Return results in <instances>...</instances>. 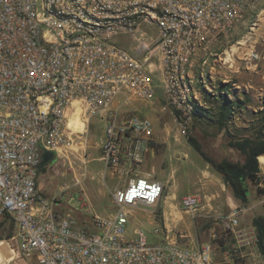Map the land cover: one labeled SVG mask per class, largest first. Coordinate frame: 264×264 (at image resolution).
<instances>
[{
  "label": "built area",
  "instance_id": "2783aa9c",
  "mask_svg": "<svg viewBox=\"0 0 264 264\" xmlns=\"http://www.w3.org/2000/svg\"><path fill=\"white\" fill-rule=\"evenodd\" d=\"M257 1L0 0V231L12 221L10 252L35 264H264L257 230L242 223L238 204L195 248L177 245L163 212L154 228L165 229L164 241L148 243L141 229L125 236L131 210L156 209L165 192L161 180L136 171L154 126L131 102L151 101L161 87L185 128L200 102L195 83L211 91L202 70L193 74L194 60L206 64L209 48ZM149 25L155 37L146 31L137 37L138 28ZM121 34L137 41L131 49L118 44ZM77 109L82 130L69 127ZM93 116L104 122L98 146L105 168L129 176L111 192L113 213L82 204L80 218L62 214L59 201L39 191L38 164L42 148L59 155ZM201 201L198 192L180 199L192 212Z\"/></svg>",
  "mask_w": 264,
  "mask_h": 264
},
{
  "label": "rangeland",
  "instance_id": "374dc122",
  "mask_svg": "<svg viewBox=\"0 0 264 264\" xmlns=\"http://www.w3.org/2000/svg\"><path fill=\"white\" fill-rule=\"evenodd\" d=\"M142 31L153 38L157 33L153 25L140 26L137 37L140 38ZM263 38L264 0H258L256 6L246 12V17L230 33L220 37L209 48L206 64H202L200 58L193 62V74L197 76L202 70L207 83L230 84V97L249 96L250 100L234 112L226 129L201 116H193L183 128L178 118L180 110L167 101L161 87L157 88L151 101L131 102L130 107L149 117L154 126L152 153L139 164L136 171L161 180L165 184V192L164 202L156 209L143 207L131 210L125 226L127 238H134V230L141 229L148 243L164 241L165 229L154 228L155 225H162V215L159 213L163 212L168 226L172 227L169 228L170 234L176 238L177 245L195 248L197 243L209 239L210 228L215 227L218 232L230 204L236 203L243 209V224H252L253 217L264 216V154H260L263 155L261 159L257 157L258 171L254 173V178L245 179L248 192L245 200L234 196L223 175L212 165V162L222 160L242 164L248 152L244 139L253 138L259 130V124L254 123V112L264 98V82L259 73V59L252 55H261ZM116 39L118 44L129 49L137 42L124 34ZM147 42L151 44L152 40L149 38ZM155 68V76L160 79L159 61L156 58ZM194 87L197 88L196 83ZM198 96V105L208 108L207 114L210 115L215 110L209 102L212 98L208 97L205 102L202 95ZM70 127L75 128L73 124ZM103 129L104 122L93 116L86 131L74 136L72 146L63 148L59 155L38 169L39 191L51 200L59 201L55 208L62 214L85 218L79 211L82 204L100 215L114 212L111 192L124 186L129 175L105 168L98 146ZM187 192H198L202 196L200 206L193 212L184 210L180 203L182 195ZM168 203L173 204L175 214L167 215L163 211L166 209L164 204ZM13 228L10 233L5 228L0 233V264H35L33 259L10 252L8 246L13 247L10 239ZM154 229L159 232L154 234Z\"/></svg>",
  "mask_w": 264,
  "mask_h": 264
},
{
  "label": "trees",
  "instance_id": "16d2710c",
  "mask_svg": "<svg viewBox=\"0 0 264 264\" xmlns=\"http://www.w3.org/2000/svg\"><path fill=\"white\" fill-rule=\"evenodd\" d=\"M197 89L200 91L202 99L205 102L208 97L212 98L209 102L214 105L215 110L208 115V108H202L198 103H195L193 116L207 117V120L218 125L220 128L226 129L227 123L231 121L234 112L242 107L246 101L250 100L247 94L243 98H240L238 95L230 97V84L228 83L211 85V91H208L203 83L198 82ZM254 116V123L259 124V130L253 138L244 139L243 143L244 145L247 144L248 149L245 161L242 164L226 160L217 163L212 162L215 169L223 175L224 181L231 187L234 196L241 200H245L248 194L244 184L245 179L251 180L254 178V173L258 171L257 157L259 156V159H261L263 155L260 154H264V98H262L260 107L254 112ZM195 147L198 148L197 145ZM6 224L3 229L5 228V231L10 233L13 223L11 220H7ZM252 224L257 230L259 249L264 254V216L258 215L253 217Z\"/></svg>",
  "mask_w": 264,
  "mask_h": 264
},
{
  "label": "crops",
  "instance_id": "0c3cea01",
  "mask_svg": "<svg viewBox=\"0 0 264 264\" xmlns=\"http://www.w3.org/2000/svg\"><path fill=\"white\" fill-rule=\"evenodd\" d=\"M263 40H264V38H263ZM262 43L263 44H262V49H261V55H259V57H258V59H259L258 63H259V73L261 74V79H263V82H264V41ZM152 143H151V148L147 151L144 159H147V157L152 153V150H153ZM166 202H167V200H166ZM233 204H236V203H233ZM233 204H230V206ZM167 205L164 204L166 209L165 210L163 209V211H165L167 215L175 214L174 210H173V204L168 203ZM138 208H143V207H138ZM159 214H161V213H159ZM163 214H165V213H163Z\"/></svg>",
  "mask_w": 264,
  "mask_h": 264
},
{
  "label": "water",
  "instance_id": "95a60500",
  "mask_svg": "<svg viewBox=\"0 0 264 264\" xmlns=\"http://www.w3.org/2000/svg\"><path fill=\"white\" fill-rule=\"evenodd\" d=\"M55 156V152L51 150H46L42 148V152L40 154V161L38 164V169L44 166L48 161L52 160Z\"/></svg>",
  "mask_w": 264,
  "mask_h": 264
},
{
  "label": "bare ground",
  "instance_id": "6f19581e",
  "mask_svg": "<svg viewBox=\"0 0 264 264\" xmlns=\"http://www.w3.org/2000/svg\"><path fill=\"white\" fill-rule=\"evenodd\" d=\"M238 43H240V42L238 41ZM78 113H79V110L77 109V110L71 115V117L69 118V127L72 126V124H73V126L75 127L74 129H80V130H82L81 127L83 128L84 123H83V121L79 118ZM78 118H79V120H78ZM74 120H75V121H74ZM80 120H81V121H80ZM80 126H81V127H80Z\"/></svg>",
  "mask_w": 264,
  "mask_h": 264
}]
</instances>
